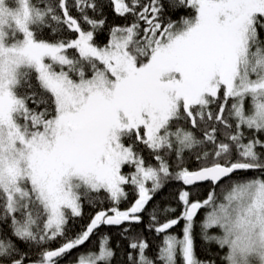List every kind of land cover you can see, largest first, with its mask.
<instances>
[{
    "label": "snow or ice",
    "instance_id": "6c2138e0",
    "mask_svg": "<svg viewBox=\"0 0 264 264\" xmlns=\"http://www.w3.org/2000/svg\"><path fill=\"white\" fill-rule=\"evenodd\" d=\"M0 264H264V0H0Z\"/></svg>",
    "mask_w": 264,
    "mask_h": 264
},
{
    "label": "trees",
    "instance_id": "16d2710c",
    "mask_svg": "<svg viewBox=\"0 0 264 264\" xmlns=\"http://www.w3.org/2000/svg\"><path fill=\"white\" fill-rule=\"evenodd\" d=\"M73 15H76V13L73 12ZM105 17H106V20H107V24L108 25H114V24H122V23H124V21L120 17L116 16L115 13L112 10H110V9H106L105 10ZM107 39H108V33L106 31L105 32H101L100 35H99V37H98V40L100 42H104ZM188 163H189V166H195V161H191L190 160ZM125 171H128V169L126 168ZM237 175H241V176H243V175H249L250 176V175H252V173H246V174L245 173H238ZM179 187H180V185H175V186H173L170 189V191L173 192V193H175L176 190ZM206 194H207V188L205 186H201L199 188V190L194 195H196L198 198L203 199L206 196ZM133 199H134V195L130 192L129 200L123 202L120 205V207L122 209L123 208H127L131 204V202H132ZM171 204L173 206H177V202L175 200H172L171 201ZM104 206L107 207V205H104ZM97 210H98L97 208H93V207H89V206L85 205V207H84V215L81 218H76L72 222V229H71V232L69 234L71 235V234L75 233L76 231H79L82 227L86 226L89 223L91 216ZM200 218H201L200 216L197 217L198 220ZM145 219L147 220V217H145ZM98 231L100 233H109V234H111L113 236V238H115V229H108V228L102 227ZM171 231H173V232H179V226L176 229H173ZM146 235H147V238L149 239V241L153 244V247L149 250V255L152 256L154 254V252H155V247L154 246H155L156 243H158L160 241V237H156V236H154L151 233H147ZM58 243H59V240L54 241L50 245V247L53 248V249H55L57 247ZM89 243L91 244V246L93 248H95L96 243H97V238H96L95 235L92 237V239H91V241ZM197 245H198V247H197L198 255H201L202 256L203 253L201 252V247H200V242L199 241H197ZM88 247H89V245H87V244L85 246H83V248L85 250H87ZM79 251H80V249L74 250L73 253H72V255L75 256L76 252H79Z\"/></svg>",
    "mask_w": 264,
    "mask_h": 264
}]
</instances>
